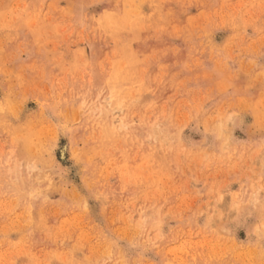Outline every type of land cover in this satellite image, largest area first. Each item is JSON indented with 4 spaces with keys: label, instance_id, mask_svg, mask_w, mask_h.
<instances>
[{
    "label": "rangeland",
    "instance_id": "obj_1",
    "mask_svg": "<svg viewBox=\"0 0 264 264\" xmlns=\"http://www.w3.org/2000/svg\"><path fill=\"white\" fill-rule=\"evenodd\" d=\"M0 264H264V0H0Z\"/></svg>",
    "mask_w": 264,
    "mask_h": 264
}]
</instances>
